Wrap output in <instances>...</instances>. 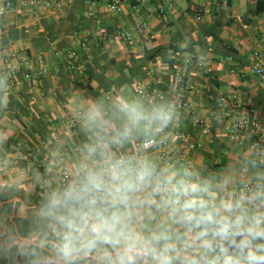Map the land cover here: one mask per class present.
Returning a JSON list of instances; mask_svg holds the SVG:
<instances>
[{
    "label": "crops",
    "instance_id": "obj_1",
    "mask_svg": "<svg viewBox=\"0 0 264 264\" xmlns=\"http://www.w3.org/2000/svg\"><path fill=\"white\" fill-rule=\"evenodd\" d=\"M31 1L0 0V264H118L123 248L95 251L162 232L176 249L172 264H187L205 250L195 239L200 229L180 222L179 206L169 203L180 180L208 189L202 198L219 213L215 219L239 218L245 236L264 228V196L239 192L247 182L264 189V156L252 149L259 135L235 128L237 120L257 119L264 140V79L254 72L257 63L264 67V0H125L119 12L110 0ZM189 56L196 57L191 65ZM177 73L186 80L181 91ZM177 91L187 108L172 107ZM159 111L171 113L166 125L154 119ZM150 138L161 150H143ZM30 155L37 161L26 164ZM120 155L143 158L153 172L126 203L111 179ZM65 168L79 199L61 194ZM114 215L123 236L90 230ZM15 219L28 222L19 229ZM104 235L119 243H105ZM95 239L99 246L88 249ZM186 241L193 247L185 249ZM145 261L157 264L137 257Z\"/></svg>",
    "mask_w": 264,
    "mask_h": 264
},
{
    "label": "clouds",
    "instance_id": "obj_2",
    "mask_svg": "<svg viewBox=\"0 0 264 264\" xmlns=\"http://www.w3.org/2000/svg\"><path fill=\"white\" fill-rule=\"evenodd\" d=\"M132 111L135 113V109ZM135 119L139 120L140 117L137 115ZM154 119L166 125L171 119V113L159 111ZM123 163V161H116L112 164L111 179L115 182V195L121 203H126L128 194L135 192L141 185L146 184L153 172L146 163H142L139 171L134 176H129L128 170L122 167ZM89 183L95 188L100 187L99 178L91 174L89 175ZM164 183L172 184L173 177L169 176ZM207 192L208 189L198 183L191 180H180L172 193L174 198L169 201L172 205L179 206V208L174 207V211L179 210L183 213L179 217L180 222H185L193 228L200 229L195 239L202 241L201 247L205 250V255L199 258L193 257L187 261V264H264V244L254 245L252 243L254 240H264V228H249L247 236H245L244 232L240 230L239 218L235 222L227 217L215 219L214 217L218 216L219 213L214 209L210 211L207 201L202 198ZM69 195L79 199L75 192L69 193ZM222 207L230 211L232 206L223 204ZM261 222V219L258 218L255 224L258 226ZM119 224L120 217L114 215L110 221L94 225L90 230L97 236H101L103 233H112L119 237L124 235L122 231L117 232ZM210 235L213 239H207ZM236 236L244 238L237 242ZM102 238L105 243H119V239L114 241L107 235ZM170 240L171 237L166 232L152 237L151 240L129 235L126 237V246L121 252L117 253L118 264H137V257L149 256L157 264H172L170 254L175 252L176 249L170 243ZM95 244V240H90L87 248L91 249ZM226 244L227 246H225ZM156 245H160V247ZM184 247L185 249L191 248L193 243L186 241ZM229 248L233 249L231 253ZM217 249L219 250L218 254L208 256L210 253H217ZM65 255H68L67 251ZM145 264H147V261H145Z\"/></svg>",
    "mask_w": 264,
    "mask_h": 264
},
{
    "label": "built area",
    "instance_id": "obj_3",
    "mask_svg": "<svg viewBox=\"0 0 264 264\" xmlns=\"http://www.w3.org/2000/svg\"><path fill=\"white\" fill-rule=\"evenodd\" d=\"M57 1V0H55ZM125 0H110V5L109 8L112 11H116L119 12L122 10L123 8V4H124ZM155 0H136V2L140 5V4H144V3H148V2H154ZM166 1V0H165ZM42 2V1H41ZM40 1H31V5L32 6H37L41 3ZM48 2V1H46ZM45 3V2H44ZM167 4L168 1H166ZM166 4V5H167ZM138 6H134L133 9L137 10ZM5 12L4 10L2 11V13ZM196 60L195 56H189V58L186 60V63L188 65H191L194 61ZM6 66L8 68L11 69H17L16 66H14L12 64L11 60H7L6 61ZM254 72L260 76L261 78L264 79V67L261 66V64H258L254 67ZM1 77H0V84H1ZM176 85L178 88H180V91L183 90L184 87H186V80L184 78V75H182L181 73H177L176 74ZM140 93L142 94V90H140ZM183 95L181 94V92H176L175 93V103L173 104V108L180 110L182 108H187V105L185 103H183L182 100ZM70 130L74 131L76 129V125L77 122L75 120H71L70 122ZM235 128L237 129H244V130H248L252 133H254L255 135H259V138L252 144V149L254 151H256L257 153H259L261 156H264V140L261 139L260 137V132H261V125L259 123V121L257 119H253V118H245V119H240L235 121ZM181 139L186 140V137L184 136H180ZM142 148L145 151H150V150H161V144L155 139V138H150L147 139L145 141L142 142ZM31 156V155H30ZM164 157H167V154L163 155ZM25 159H29V156H27ZM116 161H123V165L122 167L126 168L131 166L132 170L130 172V175L134 176L136 174V172L139 171L140 165L142 163H145L143 158H137V159H130L127 156L124 155H120L116 160ZM99 165V161H94L93 162V168L92 171H94V167ZM73 176L74 174L72 173L71 170H69L68 168H65L62 172V187L64 188V193H70V183L73 181ZM239 192L241 195L243 196H258V197H262L264 196V189L257 184H253L251 182H247L244 183L241 187H239ZM236 241H239V236L235 237ZM227 246V244L225 245ZM219 251V250H218ZM217 251V254H218ZM233 251V249L229 248V252L231 253Z\"/></svg>",
    "mask_w": 264,
    "mask_h": 264
},
{
    "label": "trees",
    "instance_id": "obj_4",
    "mask_svg": "<svg viewBox=\"0 0 264 264\" xmlns=\"http://www.w3.org/2000/svg\"><path fill=\"white\" fill-rule=\"evenodd\" d=\"M259 11L261 12V10H260V8H259ZM156 53L154 54V56H156L157 55V53L158 52H160L159 50H157V51H155ZM160 54V53H159ZM161 56H163V55H161ZM154 58V57H153ZM170 62V61H169ZM173 64V63H172ZM174 69H178L179 67H181V69H183L184 68V66H178L177 64H174ZM88 70H90V69H88ZM92 70V69H91ZM90 72V71H89ZM93 75V74H92ZM92 75H90V80L92 79ZM128 78H125V80H127ZM129 83H130V86H132L133 85V82H132V79L131 80H129L128 81ZM112 84L113 85H116V83L115 82H112ZM78 86H83L82 84H80V85H78ZM134 86H137V84L135 83L134 84ZM87 88L93 93V94H95V96H99L97 93H95L93 90V88H92V86L89 84L88 86H87ZM135 88V87H134ZM133 89V88H132ZM115 97H116V95H114ZM123 96V99H126L127 98V95L126 94H123L122 95ZM99 99H101V100H108V96L107 95H105V97H98ZM117 99H116V101L118 102V100H120V97H116ZM36 160V158H33V156H30L29 157V159H27L26 161H25V163L27 164V162L28 163H30V162H34ZM37 161V160H36ZM115 162V161H114ZM24 166L25 165H21V167L22 168H24ZM61 194H63V196H67V195H69V193L67 194V193H64V188H62V192H61ZM12 196V198L14 197V196H16V195H11ZM17 204V203H16ZM107 210H109V209H105L104 208V211H105V213L107 214V216L108 217H110L111 216V214L107 211ZM110 211V210H109ZM6 212H8L9 213V215L11 216V211L9 212L8 210L7 211H5V213ZM28 219H26V220H23V219H15V221H16V223L18 224V226H19V229L22 227V223H26V222H28L27 221ZM37 226H39V225H37ZM21 232V231H20ZM21 235H23V236H28V234H23L22 232H21ZM240 240V239H239ZM95 241H96V244H95V246H99V243H98V241L95 239ZM48 246H50L51 248L54 246V244L51 242V243H49V245ZM124 244H122V243H119V244H116V245H109V246H105V247H103V249H101L100 250V253H97L96 251H95V255H98V254H108V253H114V252H116V251H118V250H120V249H122V248H124ZM83 254H84V252H83ZM82 259H80V260H78V261H81Z\"/></svg>",
    "mask_w": 264,
    "mask_h": 264
}]
</instances>
